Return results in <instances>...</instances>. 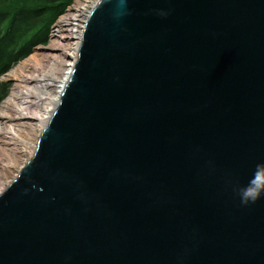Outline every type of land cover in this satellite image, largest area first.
Returning a JSON list of instances; mask_svg holds the SVG:
<instances>
[{
	"label": "water",
	"instance_id": "obj_1",
	"mask_svg": "<svg viewBox=\"0 0 264 264\" xmlns=\"http://www.w3.org/2000/svg\"><path fill=\"white\" fill-rule=\"evenodd\" d=\"M264 0H98L0 264H264Z\"/></svg>",
	"mask_w": 264,
	"mask_h": 264
},
{
	"label": "bare ground",
	"instance_id": "obj_2",
	"mask_svg": "<svg viewBox=\"0 0 264 264\" xmlns=\"http://www.w3.org/2000/svg\"><path fill=\"white\" fill-rule=\"evenodd\" d=\"M92 1L78 0L57 22L49 45L38 49L8 75L14 85L0 105V150L6 158L0 160V195L33 157V144L36 146L75 66L81 19H85Z\"/></svg>",
	"mask_w": 264,
	"mask_h": 264
},
{
	"label": "trees",
	"instance_id": "obj_3",
	"mask_svg": "<svg viewBox=\"0 0 264 264\" xmlns=\"http://www.w3.org/2000/svg\"><path fill=\"white\" fill-rule=\"evenodd\" d=\"M74 0H0V78L29 57L36 46L46 45L52 27ZM10 86L0 82V101Z\"/></svg>",
	"mask_w": 264,
	"mask_h": 264
},
{
	"label": "clouds",
	"instance_id": "obj_4",
	"mask_svg": "<svg viewBox=\"0 0 264 264\" xmlns=\"http://www.w3.org/2000/svg\"><path fill=\"white\" fill-rule=\"evenodd\" d=\"M264 189V167L258 166L254 178L249 182V186L243 190L242 203H255L261 196Z\"/></svg>",
	"mask_w": 264,
	"mask_h": 264
},
{
	"label": "rangeland",
	"instance_id": "obj_5",
	"mask_svg": "<svg viewBox=\"0 0 264 264\" xmlns=\"http://www.w3.org/2000/svg\"><path fill=\"white\" fill-rule=\"evenodd\" d=\"M78 0H74V2H73V4L71 5V7H73L74 5H75V3L77 2ZM98 0H95L94 2H93V4L91 5V7H90V9H88V11H87V13L85 14L86 15V17H85V19H81V31H82V28H83V26H84V23H85V21H86V18H87V16L89 15V13H90V10H91V8H93L94 7V5H95V3L97 2ZM89 6V5H88ZM70 7V8H71ZM70 8H68L67 9V11L65 12V14L63 15V16H65L66 15V13L68 12V10L70 9ZM63 16H61V17H63ZM60 17V18H61ZM60 18H59V20H60ZM58 20V21H59ZM57 21V22H58ZM57 24V23H56ZM56 26V25H55ZM51 35H52V33H51ZM50 41H51V38H50ZM50 41L46 44V45H39V46H36L35 48H34V50H33V53L31 54V55H33L36 51H38V49H41V48H46L48 45H49V43H50ZM30 55V56H31ZM29 56V57H30ZM29 57H27V58H25V59H22L21 61H19L17 64H15L6 74H4L3 76H2V78H0V82H6V83H8L9 85H11L10 86V89H9V93H8V95H10V92H11V88L13 87V85H14V83H13V81L11 80V77L10 76H8L9 74H10V72L13 70V69H15L19 64H21L22 62H24L26 59H28ZM8 95H7V97H8ZM6 97V98H7ZM5 98V99H6ZM4 102V100L3 101H0V105H2V103ZM35 138V135L33 136V137H31V139H32V143H34V139ZM33 147L35 148V146H34V144H33ZM33 148V149H34ZM3 159H6L5 158V156L4 155H2V152H1V150H0V160H3ZM23 166V165H22ZM21 165H20V167H22ZM19 173V172H18ZM18 173L15 175V176H17L18 175ZM13 180V179H12ZM11 179H9V181H12Z\"/></svg>",
	"mask_w": 264,
	"mask_h": 264
}]
</instances>
